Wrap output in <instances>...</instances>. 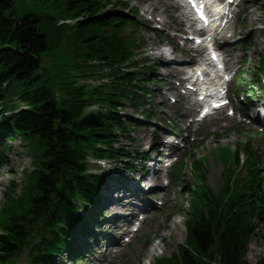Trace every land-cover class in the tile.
Wrapping results in <instances>:
<instances>
[{
	"label": "trees",
	"instance_id": "obj_1",
	"mask_svg": "<svg viewBox=\"0 0 264 264\" xmlns=\"http://www.w3.org/2000/svg\"><path fill=\"white\" fill-rule=\"evenodd\" d=\"M52 1L72 26L58 25L50 13L18 16L16 0H0V107L10 112L1 127L9 139L20 138L33 168L19 194L12 184L1 208L0 264H15L25 251L31 264L71 254L74 237L67 230L84 234L87 221L78 210L98 201L100 181L87 173L88 161L131 157L113 148L129 129L118 111L126 101L138 111L140 93H147L134 70L138 46L125 33L136 26L128 14L108 10L102 0ZM59 53L51 69L44 66L45 57ZM257 168L250 156L246 179L227 170L216 194L196 170L200 185L187 215V247L178 246L173 259L160 264H250L248 245L258 230L253 220L264 224Z\"/></svg>",
	"mask_w": 264,
	"mask_h": 264
},
{
	"label": "rangeland",
	"instance_id": "obj_2",
	"mask_svg": "<svg viewBox=\"0 0 264 264\" xmlns=\"http://www.w3.org/2000/svg\"><path fill=\"white\" fill-rule=\"evenodd\" d=\"M108 1H110L112 5L114 2L128 1V0H108ZM129 1H131L130 2L131 6L133 4L140 9L141 16H144V18L147 21L151 20L150 16L144 14L145 4L147 3L140 2V0H129ZM148 1L154 3L159 10V17H157V20L163 21L165 23L164 27L156 23L155 25H152L153 29L159 28L160 31H162L163 33L170 32V34L174 32H180L176 29L177 23L173 24L174 26H172V23H171V20L173 18L176 19L175 16L177 12L176 10H174L173 6H171L170 10H168L166 13H163V8H162L160 0H146V2ZM242 2L244 3V6L241 7L243 9V12L239 15L238 21L236 24H234L233 28H231V31L233 30L234 33L242 32V35L240 36H243V37L238 40L234 38H228V33H226L225 40L227 41L229 45H232L234 43L241 42L247 37V35L251 31H253V34L249 37V39L246 40L249 46V50L246 56L248 57L249 62H250V63H247V72L252 75L253 70L255 69L257 65V56L264 46V35L262 34V30H264V13L260 8L261 5L264 3V0H242ZM59 3H62V1H59ZM173 3L174 2H171V4ZM14 5H15L14 6L15 12L17 13L18 16H22L24 13H41L43 15H45L46 13H50L53 16H55L57 19L67 18L66 15H63L62 13H60V9L57 6L56 2L52 0H16ZM65 28L69 29V27H65ZM181 34L183 36H187V35H184L183 33ZM137 38L138 39L141 38V34H138ZM144 38L145 40L148 41V45L146 46L147 49L144 50V54L146 55V58L147 59L158 58L159 48L157 45L159 41H161V39L156 34H145ZM226 41H221V42L224 43ZM187 45L190 46L191 43H187ZM184 49L187 50L186 48ZM163 50L169 53V57L167 61H164V63L166 64L163 63V65L160 66L159 68L157 67V63L150 64V65H155L156 75H154V77H157V76L159 77L155 79L161 80V81L166 80L167 82L168 79L165 78L164 76H159V73H161V75H165V74L170 75L172 74L174 66H177L181 70V72L182 71L186 73L190 72L191 69L190 67H188L189 64L185 66L187 62H181L177 64L172 60L176 58L183 59L179 54H175L171 48L169 49L164 48ZM54 51H57V49H55ZM231 51L232 50L231 48H229V46L222 48L223 55L230 56ZM59 55L60 53L58 55H54L53 57L51 56L45 57L44 66L46 65L48 69H51V66L54 65L53 64L54 60L58 58ZM237 56L238 55H235L232 58V61H231L232 70L236 68L235 60ZM144 58L145 57H139L137 60L139 61L141 65L140 66L141 69L147 67V66H143V61H141ZM183 60H186V59H183ZM182 78H183V75L181 73H178L176 74V76L172 74L169 79L176 83L177 81H180V79ZM246 79L249 82L251 77L248 76ZM149 88L153 90V92H156L157 95L162 94V96H159V95L154 96V103L164 100L163 95L165 94L167 95L168 98H175L176 94L179 92V90L173 91V88L169 87L167 83H164V85L160 87L161 90H159V88H156L154 86H150ZM119 112H120V115L126 118L125 120L127 122H130V123L132 122L134 126L136 127V129H134V126L130 127V132L128 135L130 137V140L126 139V140H123L120 145L118 144L115 145V148H119V149L122 148L124 152L126 151L130 152L129 150H131L132 152H136V153H146L147 156L151 155L150 153L148 154V148H149L148 144L145 145L143 143L141 147H138L137 142L143 140L142 135L144 134H147L148 137L151 135H155L154 133L156 132V128H159V130L162 131V133H158L160 136L167 138L172 143L175 139H178V138L182 139L185 137L183 132L179 136H172L171 132L167 130H163L162 125L157 119H153L149 123V125H144V124L142 125L141 117L132 111V108L129 102L124 103L123 109H121ZM255 113L257 112L249 111L248 114L251 117ZM176 115L177 113L173 110L169 112V116H172V118L175 117ZM175 121H176L175 123H178L177 120ZM140 124L141 126H139ZM232 127L236 128L237 131L239 132H236V131L229 132L228 131L229 127H220L218 125V122H214V121H208L202 127V130L204 132L215 133V134H224L228 132L227 135L228 134L232 135V137L225 138L224 141H221L220 142L221 144L219 145L214 144L218 140H216L214 137H209L207 142H205V144L196 151L197 152L196 154L199 155V157H202L203 155H207L208 157L209 168L207 169L208 171L207 185L213 191H217L220 185V182H221V174L224 169V165L222 164V162L217 160L218 159V154H217L218 149L220 147L222 148L229 147V148L235 149L236 142L244 143L251 136L250 131H249L251 127H248L246 125H242L241 127V125H238L236 121L235 123H233ZM10 146H11L10 147L11 151L6 153L5 155L8 159V163L4 162L0 164V167H1L0 174H2V176L0 175V210H1V207L4 201L3 194L8 192V188L10 184L12 185V183L14 182V186L15 187L17 186L18 189H20V187L22 186V182L24 180L25 174L31 172V160L27 154L25 147H23L22 144L19 142H16ZM260 147H261V144H260ZM210 149H212V151H210ZM135 157L137 158L135 160V163L137 165L142 164V166L151 164V160L155 159L154 157L150 159V161L141 162L140 160H138V157H139L138 155H135ZM124 160L122 162H124ZM100 167H102L104 170H107V171H112L115 168L114 166L110 164H107V165L103 164ZM154 168H159V170L161 171V176L165 181L164 180L161 181L160 186L152 189V191L149 192L148 196L146 195H143V196L146 199V203L149 209L155 208L156 210L163 203L164 207L162 206V209L168 206L167 213L169 214V216L174 215V217L170 221L167 220L164 217V215H163V220H162V217H160V223L154 226V231L159 232L157 236L158 239H155V241L153 239V241H151L152 242L151 247L148 248L150 252L147 257H146V254L148 250H145V249L139 250V245L137 244L135 245V250L137 251L135 250L132 251L131 252L132 254L129 253V248H124L118 255H116L113 260L115 264H155V261H157L158 259L159 260L160 259H173V257L178 253V246L183 245L186 242L185 222L187 220V215H188V211L190 207V195H187L186 199H183L181 196V193H183L186 190L185 188L186 185L183 187L177 181H171L170 184L166 186L167 175H164L162 173V171L164 170L163 165H160L157 167L154 164ZM263 168H264V164H263ZM119 176L126 177V174L125 175L120 174ZM184 176H185L186 182L188 183L192 182V178H191L190 170H189V162L186 163V170H185ZM113 178L118 179L117 176H113ZM143 184L145 185V183ZM114 185H115V181H112L111 183H109V187H110L109 190L114 189L113 187ZM161 185H163V188H161ZM143 186L140 184V188L143 189ZM18 193H19V190H17V194ZM110 194L114 195L115 193L110 192ZM263 194H264V184H263ZM123 201H124L123 198L119 199V202H123ZM183 201L185 202L184 208H182L184 212H182L181 210L180 212L177 213V209L180 206V204L183 203ZM124 206L125 204H120L118 208L116 209L118 210L117 212L119 215L127 212V206L125 208ZM112 215L113 214L110 211H107L106 217L109 218ZM150 215L151 216L145 215L146 221L151 220V218L155 216L153 214H150ZM162 226H165V228H161ZM258 227H259V231L257 233V236H255L250 241V244L248 246V254H247L246 259L250 264H256L259 260L264 258V224L259 225ZM109 228H111L110 225H109ZM147 233H148V230L145 231V234ZM81 240H82L81 237H79L78 241H81ZM17 264H28L26 254H23L19 258ZM57 264H62V263L57 262ZM87 264H91V263L88 262Z\"/></svg>",
	"mask_w": 264,
	"mask_h": 264
},
{
	"label": "bare ground",
	"instance_id": "obj_3",
	"mask_svg": "<svg viewBox=\"0 0 264 264\" xmlns=\"http://www.w3.org/2000/svg\"><path fill=\"white\" fill-rule=\"evenodd\" d=\"M141 2H143V1L141 0ZM144 12L150 14V15L153 16V17H155V16L158 14V10L155 8V6H154L152 3H150V4L147 5V9H146ZM181 22H182V23H185V21H184L183 19H181ZM183 32L186 33V28H185V27L183 28ZM159 59H160L161 61H165L166 56H164L163 53H159ZM178 61H179V60H178ZM190 62L193 63V60H191ZM176 71H178V68L175 69V72H174L175 74H176ZM229 137H232V135H231V134L225 135V137H222L221 139H219V140H218L217 142H215L214 144H215V145H219V144H221V143H220L221 141H224L225 138H229ZM235 144L238 145L239 142H236ZM150 168H151V167L146 168V171H149ZM159 176H160V172H158V174H155L154 177L151 178V182H152V184L149 185V186H151V187H155V186H157L158 184H157L156 179H157ZM110 209H111V208H110ZM99 245H100V244H99L98 242H96L95 244H93L92 246H90V252H93V251L97 250L98 247H99ZM147 254H148V252H147Z\"/></svg>",
	"mask_w": 264,
	"mask_h": 264
},
{
	"label": "snow or ice",
	"instance_id": "obj_4",
	"mask_svg": "<svg viewBox=\"0 0 264 264\" xmlns=\"http://www.w3.org/2000/svg\"><path fill=\"white\" fill-rule=\"evenodd\" d=\"M189 3H191L193 7H196L195 0H189ZM200 11L202 12V8L200 9ZM201 18H203V16Z\"/></svg>",
	"mask_w": 264,
	"mask_h": 264
}]
</instances>
